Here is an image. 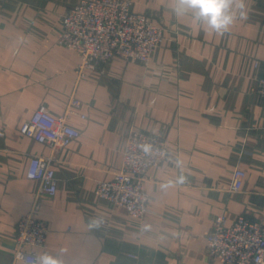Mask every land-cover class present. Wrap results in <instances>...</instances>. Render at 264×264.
Segmentation results:
<instances>
[{"label":"crops","instance_id":"0c3cea01","mask_svg":"<svg viewBox=\"0 0 264 264\" xmlns=\"http://www.w3.org/2000/svg\"><path fill=\"white\" fill-rule=\"evenodd\" d=\"M80 0H0V264L13 263L15 225L38 188L26 173L32 155L53 156L56 192L37 212L48 227L37 255L63 264H222L205 249L212 220L237 215L264 223V96L255 91L264 61V0H244L247 19L218 35L174 0H131L163 27L147 65L115 55L77 78V53L58 43L61 15ZM239 2V0H236ZM80 131L66 147L20 133L40 106ZM162 135L170 159L145 183L149 211L133 217L100 197L97 181L120 166L128 131ZM244 172L232 191L234 171ZM93 221H98L94 226Z\"/></svg>","mask_w":264,"mask_h":264},{"label":"built area","instance_id":"2783aa9c","mask_svg":"<svg viewBox=\"0 0 264 264\" xmlns=\"http://www.w3.org/2000/svg\"><path fill=\"white\" fill-rule=\"evenodd\" d=\"M131 0H80L60 17L62 34L58 43L74 50L79 58L77 78L86 71L106 63L118 55L126 60L147 65L153 50L164 39L163 27L153 23L147 13L132 10ZM258 71L255 91L264 96V61L254 60ZM82 101L71 95L62 114H52L40 105L19 128L21 134L52 148L66 147L79 137L80 131L68 123L72 115L84 118L80 111ZM120 166L113 171L112 179L99 180L96 193L113 207H122L133 217L143 218L149 211V194L145 183L151 170L170 159L167 143L160 134L131 128L122 147ZM53 156L32 155L26 173L37 181L38 188L29 211L22 214L15 225L13 263L17 260L34 264L37 254L26 250L45 245L48 227L38 217L43 196L56 192L57 177ZM244 172L234 171L232 191L242 185ZM224 216L217 215L206 235L207 255L222 264H264V223L237 215L229 226L223 225ZM22 257V259H18Z\"/></svg>","mask_w":264,"mask_h":264},{"label":"clouds","instance_id":"9594fccd","mask_svg":"<svg viewBox=\"0 0 264 264\" xmlns=\"http://www.w3.org/2000/svg\"><path fill=\"white\" fill-rule=\"evenodd\" d=\"M172 12L178 17L190 15L218 35L226 33L237 19H247L244 0H174ZM92 223L96 226L99 222ZM61 255L43 251L35 257L34 264H63Z\"/></svg>","mask_w":264,"mask_h":264}]
</instances>
